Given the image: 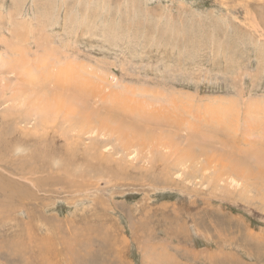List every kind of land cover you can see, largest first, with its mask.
Listing matches in <instances>:
<instances>
[{
  "label": "rangeland",
  "instance_id": "obj_1",
  "mask_svg": "<svg viewBox=\"0 0 264 264\" xmlns=\"http://www.w3.org/2000/svg\"><path fill=\"white\" fill-rule=\"evenodd\" d=\"M0 264H264V0H0Z\"/></svg>",
  "mask_w": 264,
  "mask_h": 264
},
{
  "label": "bare ground",
  "instance_id": "obj_2",
  "mask_svg": "<svg viewBox=\"0 0 264 264\" xmlns=\"http://www.w3.org/2000/svg\"><path fill=\"white\" fill-rule=\"evenodd\" d=\"M19 4H20V3H19ZM14 12H15V11H14ZM12 17H13V16H12ZM16 17H17V16H16ZM16 17H15V18H16ZM11 20H12V19H11ZM11 22H12V21H11ZM25 37H26V36H24V38H25ZM26 40H27V38H26ZM41 101H42L43 104H44V108H45V106H49V105H48L49 103H48L47 101H44V100H41ZM65 102H66V99H65L64 97H62V96L58 98V101L56 100V103H58V105H59V106H62V107H63V105H65ZM53 103H54V102H53ZM43 104L41 105L39 111H40V112H44V113H45V118H47L48 116L46 117V115H47L48 112H47V110L44 111V110L42 109V108H43ZM43 117H44V116H43Z\"/></svg>",
  "mask_w": 264,
  "mask_h": 264
}]
</instances>
